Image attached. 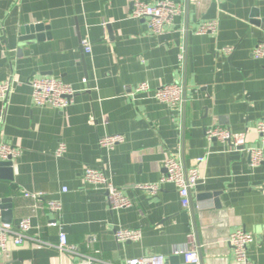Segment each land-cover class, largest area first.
I'll return each instance as SVG.
<instances>
[{
    "label": "crops",
    "instance_id": "crops-1",
    "mask_svg": "<svg viewBox=\"0 0 264 264\" xmlns=\"http://www.w3.org/2000/svg\"><path fill=\"white\" fill-rule=\"evenodd\" d=\"M135 1L0 0V83L14 81L4 113L0 105V142L21 150L0 178V224L30 218V235L48 243L40 250L30 240L11 243L0 264H82L87 257L103 262L93 264H123L153 255L186 264L175 251L191 232L204 264H240L228 243L237 230L254 237L248 260L264 264V160L252 168L246 152L206 138L208 128L223 127L264 150L253 134L264 117V57H253L264 41V0H170L183 14L160 32L132 18ZM213 21L217 33L197 34ZM40 24V40L23 32ZM44 77L71 85L74 102L63 110L36 107L31 80ZM144 83L152 90L184 85V112L152 93L135 95ZM106 135L125 141L104 149L98 141ZM60 144L63 158L55 155ZM171 155L187 168L205 158L190 210L173 184L161 185L156 195L137 188L158 184ZM87 167L102 169L131 207L113 210L106 193L85 181ZM27 192L43 197L27 198ZM52 200L62 203L59 221L81 256L57 249ZM120 228L141 231L140 240L119 244Z\"/></svg>",
    "mask_w": 264,
    "mask_h": 264
},
{
    "label": "built area",
    "instance_id": "built-area-1",
    "mask_svg": "<svg viewBox=\"0 0 264 264\" xmlns=\"http://www.w3.org/2000/svg\"><path fill=\"white\" fill-rule=\"evenodd\" d=\"M182 14V7L170 0H162L156 4L136 0L133 4L132 18L148 20L150 26L156 32H160L165 25L170 24L176 17ZM217 31V22H206L200 26L197 30V34H215ZM84 49L86 53H91L90 44L84 43ZM253 57L257 60L264 57V41L254 48ZM179 59L183 62L184 55H180ZM13 88L14 81L12 79L0 83V105L2 113H4L9 103ZM31 88L33 104L40 108L63 110L74 102V98L77 94L71 85L55 78H33L31 80ZM143 93H152L153 97L158 101L171 107L179 108L181 112H184L186 103L185 87L180 83L166 85L157 90H152L147 83H144L136 89L135 95ZM253 134L264 144V117L256 123ZM206 138L209 142L218 140L222 143H227L232 150L246 152L249 156L252 168L258 167L264 160V150L262 147L247 146L246 134L233 133L229 129L223 127H210L206 130ZM124 141V136L106 135L99 138L98 143L101 148L111 150ZM65 153L66 146L60 144L55 153L56 157L63 158ZM20 155L21 150L3 141L0 142V162H13V160ZM204 161L205 158H199L197 160V166L187 168L179 159L171 155L165 161L164 168L166 173L158 184L141 185L137 188L156 195L161 185L173 184L179 192L182 207L186 210H190L192 207L191 192L203 180L199 164H202ZM83 177L87 183L106 193L110 207L113 210L118 211L131 207V202L128 197L113 184L102 169L87 167ZM63 192H67V189L64 188ZM25 197L39 199L43 197V194L27 192L25 193ZM47 206L49 212L57 216L54 221L50 222L49 226L59 229V243L57 249L60 254L81 256L76 251V248L69 244L67 235L63 231L59 221L63 210L62 203L58 200H52L47 202ZM31 230L32 225L30 218H24L17 226H13L9 223L0 224V254L10 257L11 251L9 246L11 243L14 246H22L30 240L38 250L48 246V243L44 242L40 237L31 236ZM115 237L119 244L137 242L141 238V231L120 228L116 230ZM253 242V235L245 230H237L229 235L228 243L233 249L236 262L240 264H252L248 260V248ZM175 255L181 256L186 264H204L200 256L199 245L196 241L194 232L188 235L187 245L184 248L176 250ZM86 259L87 260L82 264H93V262L103 263L93 257H87ZM166 261L164 256L153 255L143 258L127 259L123 264H166Z\"/></svg>",
    "mask_w": 264,
    "mask_h": 264
},
{
    "label": "water",
    "instance_id": "water-1",
    "mask_svg": "<svg viewBox=\"0 0 264 264\" xmlns=\"http://www.w3.org/2000/svg\"><path fill=\"white\" fill-rule=\"evenodd\" d=\"M43 30H44V26H42L40 24V25L28 26V27L24 28L23 32L25 34H27L29 37H32V39L40 40L43 38V35H41V32H43ZM12 166H13L12 161L0 162V178L2 177L3 173H8L7 169H11ZM9 173H10V171H9ZM7 202H8L7 200L2 201L3 204H6ZM1 208H7V206H2ZM8 219L9 218H6L5 221H7ZM5 223H7V222H5Z\"/></svg>",
    "mask_w": 264,
    "mask_h": 264
}]
</instances>
